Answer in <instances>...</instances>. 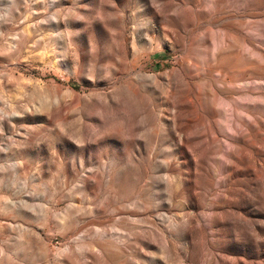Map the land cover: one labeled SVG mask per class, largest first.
I'll list each match as a JSON object with an SVG mask.
<instances>
[{
    "label": "rangeland",
    "instance_id": "rangeland-1",
    "mask_svg": "<svg viewBox=\"0 0 264 264\" xmlns=\"http://www.w3.org/2000/svg\"><path fill=\"white\" fill-rule=\"evenodd\" d=\"M0 264H264V0H0Z\"/></svg>",
    "mask_w": 264,
    "mask_h": 264
}]
</instances>
